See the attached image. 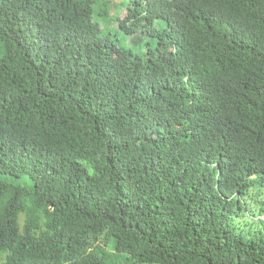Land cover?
Returning <instances> with one entry per match:
<instances>
[{"label": "trees", "instance_id": "trees-1", "mask_svg": "<svg viewBox=\"0 0 264 264\" xmlns=\"http://www.w3.org/2000/svg\"><path fill=\"white\" fill-rule=\"evenodd\" d=\"M125 1L0 0V264H264V0Z\"/></svg>", "mask_w": 264, "mask_h": 264}, {"label": "rangeland", "instance_id": "rangeland-1", "mask_svg": "<svg viewBox=\"0 0 264 264\" xmlns=\"http://www.w3.org/2000/svg\"><path fill=\"white\" fill-rule=\"evenodd\" d=\"M105 1H109V2H113V3H116L115 5H113V9H114V12L112 13V15H115V14H119L120 12V8L121 7H124L126 5V1L125 0H105ZM120 1V2H119ZM111 13V12H110ZM158 24H161L160 22H158ZM109 28L111 29H117V26L116 25H109L108 26ZM131 42H128V45H130ZM3 54V51H0V56ZM0 178L2 179H5V180H8L9 182H14V183H17V184H26V185H29L30 182H29V179L27 177H21V178H13L11 176H4V175H0ZM24 215L23 214H20L18 216V223L19 225H21V222L23 220V217Z\"/></svg>", "mask_w": 264, "mask_h": 264}]
</instances>
